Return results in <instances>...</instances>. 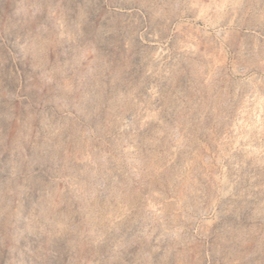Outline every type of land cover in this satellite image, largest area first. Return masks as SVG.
<instances>
[{
	"label": "rangeland",
	"instance_id": "374dc122",
	"mask_svg": "<svg viewBox=\"0 0 264 264\" xmlns=\"http://www.w3.org/2000/svg\"><path fill=\"white\" fill-rule=\"evenodd\" d=\"M0 264H264V0H0Z\"/></svg>",
	"mask_w": 264,
	"mask_h": 264
}]
</instances>
